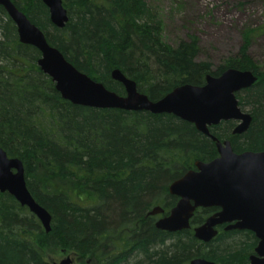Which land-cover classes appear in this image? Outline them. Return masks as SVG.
I'll return each instance as SVG.
<instances>
[{
  "label": "trees",
  "instance_id": "trees-1",
  "mask_svg": "<svg viewBox=\"0 0 264 264\" xmlns=\"http://www.w3.org/2000/svg\"><path fill=\"white\" fill-rule=\"evenodd\" d=\"M45 33L79 72L116 93L125 88L111 73L120 70L151 101L182 85H205L226 69L252 71L256 84L237 94L252 116L249 130L233 135L236 123L212 126L221 143L237 153L264 151V71L249 55L264 24L243 31L238 55L221 67L200 62L199 37L188 34L174 47L163 20L147 0H63L69 22L57 29L41 0H11ZM40 52L19 41L17 27L0 6V148L20 159L38 204L52 216L47 233L37 216L0 192V264H54L48 256L72 253L79 264H247L259 240L249 231L219 227L210 244L194 228L217 209H199L181 233L156 229L179 199L169 185L219 156L216 142L173 115L93 109L64 100L37 65Z\"/></svg>",
  "mask_w": 264,
  "mask_h": 264
},
{
  "label": "water",
  "instance_id": "water-1",
  "mask_svg": "<svg viewBox=\"0 0 264 264\" xmlns=\"http://www.w3.org/2000/svg\"><path fill=\"white\" fill-rule=\"evenodd\" d=\"M41 1L49 9L52 24L57 29L65 28L69 19L63 0ZM0 6L15 23L20 43L40 52L37 65L52 78L55 89L64 100L85 108L173 115L193 124L200 133L216 142L217 158L211 162H195L194 169L169 185V194L179 199L170 213L164 215L165 210L159 206L149 215H164L156 221V229L171 234L189 230L197 210L217 209L203 225L194 228L196 239L205 244L212 243L219 234V227H224L226 232H252L259 243L247 264H264V151L236 153L230 140L221 143L210 131L212 126L224 121L236 123L234 136L249 130L252 116L242 111L237 94L253 87L258 81L257 74L226 69L221 76L208 75L205 85H182L153 102L149 96L140 93L135 81L115 70L111 73L113 79L125 88V95L118 96L69 63L13 1L0 0ZM0 192L11 194L20 205L37 216L47 233L52 231V216L29 193L23 162L8 157L2 148ZM56 264H73V260L69 257ZM188 264L216 263L196 258Z\"/></svg>",
  "mask_w": 264,
  "mask_h": 264
},
{
  "label": "rangeland",
  "instance_id": "rangeland-1",
  "mask_svg": "<svg viewBox=\"0 0 264 264\" xmlns=\"http://www.w3.org/2000/svg\"><path fill=\"white\" fill-rule=\"evenodd\" d=\"M163 20L164 38L174 47L195 33L201 48L198 60L221 67L238 55L243 31L264 24V0H147ZM249 55L264 71V36L257 37ZM72 253L48 256L54 264Z\"/></svg>",
  "mask_w": 264,
  "mask_h": 264
},
{
  "label": "flooded vegetation",
  "instance_id": "flooded-vegetation-1",
  "mask_svg": "<svg viewBox=\"0 0 264 264\" xmlns=\"http://www.w3.org/2000/svg\"><path fill=\"white\" fill-rule=\"evenodd\" d=\"M233 122V121H232ZM163 216V215H162ZM160 218V217H159ZM159 218H158V220H159Z\"/></svg>",
  "mask_w": 264,
  "mask_h": 264
}]
</instances>
